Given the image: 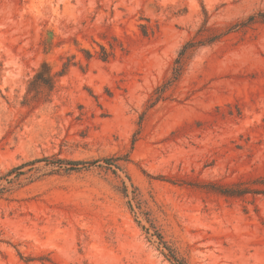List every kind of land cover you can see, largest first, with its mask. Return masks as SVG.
I'll use <instances>...</instances> for the list:
<instances>
[{"label": "rangeland", "instance_id": "rangeland-1", "mask_svg": "<svg viewBox=\"0 0 264 264\" xmlns=\"http://www.w3.org/2000/svg\"><path fill=\"white\" fill-rule=\"evenodd\" d=\"M260 13L264 0H0V264H176L166 248L264 264ZM211 34L149 106L181 47Z\"/></svg>", "mask_w": 264, "mask_h": 264}, {"label": "trees", "instance_id": "trees-1", "mask_svg": "<svg viewBox=\"0 0 264 264\" xmlns=\"http://www.w3.org/2000/svg\"><path fill=\"white\" fill-rule=\"evenodd\" d=\"M250 22H256V21H260L261 23L264 24V13H260L257 16H251L249 18ZM209 30V29H207ZM220 36L219 35H215V34H211L210 36L203 38V39H190L189 41H187L179 50L176 59L173 62V67L171 69V75L170 77L160 86L157 87L155 89V93H154V98L151 99L149 106H152L155 102H157L158 100L163 98V95L165 93V90L170 87L173 83H175L177 80H179V78L181 77L184 68L186 66L187 60L189 59V57L191 56V54L193 53V51H195L198 47L200 46H204V45H208L213 43L214 41H216ZM44 161L45 163H50L52 165L53 168H56L59 171H65V172H71L74 171L75 169H77V167H79L80 165H82L81 162L78 161H70V160H59V159H46V160H41ZM25 165H20L17 167L12 168L11 170H9V172H7L6 176L12 174L13 172H18L20 169H22V167H24ZM10 189L5 187L3 184H0V200L2 199V197L4 196L5 193H7ZM227 195H232L230 193L232 192H221ZM160 243L162 245L166 244L162 241L161 237L157 234H155ZM169 252V255H171V257L175 260L176 264H180L178 263L176 254L173 250H171L170 248H166Z\"/></svg>", "mask_w": 264, "mask_h": 264}]
</instances>
